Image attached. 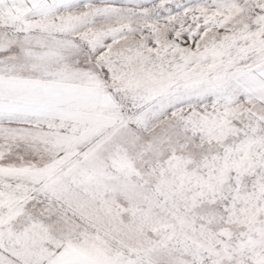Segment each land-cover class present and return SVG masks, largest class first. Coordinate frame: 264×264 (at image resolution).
<instances>
[{
  "label": "snow or ice",
  "instance_id": "snow-or-ice-1",
  "mask_svg": "<svg viewBox=\"0 0 264 264\" xmlns=\"http://www.w3.org/2000/svg\"><path fill=\"white\" fill-rule=\"evenodd\" d=\"M0 264H264V0H0Z\"/></svg>",
  "mask_w": 264,
  "mask_h": 264
}]
</instances>
